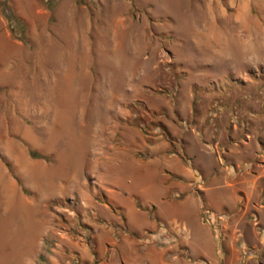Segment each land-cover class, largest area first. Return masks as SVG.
I'll return each instance as SVG.
<instances>
[{
    "label": "rangeland",
    "instance_id": "obj_1",
    "mask_svg": "<svg viewBox=\"0 0 264 264\" xmlns=\"http://www.w3.org/2000/svg\"><path fill=\"white\" fill-rule=\"evenodd\" d=\"M0 264H264V0H0Z\"/></svg>",
    "mask_w": 264,
    "mask_h": 264
},
{
    "label": "trees",
    "instance_id": "obj_2",
    "mask_svg": "<svg viewBox=\"0 0 264 264\" xmlns=\"http://www.w3.org/2000/svg\"><path fill=\"white\" fill-rule=\"evenodd\" d=\"M2 7H3L4 9H7L6 4H5L4 2H2ZM5 14H6V13H5ZM6 16H8L9 19H11L12 22L14 21V24H15V23H18L19 26L22 27V25H23L22 22H21L19 19L15 18V16L11 14V11L8 10ZM29 154H30V156L33 157V158H37V157L39 158V157H40V155H37V154L34 153L33 151H30Z\"/></svg>",
    "mask_w": 264,
    "mask_h": 264
}]
</instances>
